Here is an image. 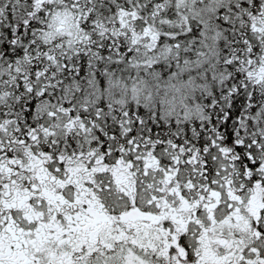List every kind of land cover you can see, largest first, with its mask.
<instances>
[{
	"label": "snow or ice",
	"instance_id": "1",
	"mask_svg": "<svg viewBox=\"0 0 264 264\" xmlns=\"http://www.w3.org/2000/svg\"><path fill=\"white\" fill-rule=\"evenodd\" d=\"M0 264H264V0H0Z\"/></svg>",
	"mask_w": 264,
	"mask_h": 264
}]
</instances>
